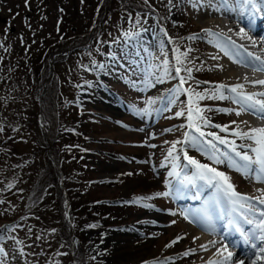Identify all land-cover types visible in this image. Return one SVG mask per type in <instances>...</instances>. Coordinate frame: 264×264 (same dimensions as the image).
<instances>
[{"label": "rangeland", "instance_id": "obj_1", "mask_svg": "<svg viewBox=\"0 0 264 264\" xmlns=\"http://www.w3.org/2000/svg\"><path fill=\"white\" fill-rule=\"evenodd\" d=\"M48 1L38 5L37 0H0V63L7 55L20 62L25 48L36 49L42 39L59 37L60 27L69 34L76 32L77 37L86 36L88 51L74 46L67 49L63 61L55 63V54H50L59 90L67 97L57 113L61 123L53 122L58 144L67 141L63 131L69 125V112L74 125L86 133L79 141L85 150L77 162L80 169L69 161H63L62 167L69 168L66 180L75 193V203L86 205L98 199L100 209L106 202L123 209L119 222L102 224L80 206L74 229L82 239L79 259L75 258L73 223L71 214L65 215L64 201L60 211L52 202L49 215L44 210L42 216L26 213L31 206L26 204L27 190L23 189L32 183L31 173L39 169V163L33 162L27 165L29 172L17 171L16 180L0 190V195L7 194L0 201V264H152L169 257L179 264L188 253L182 249L178 225L170 217L177 203L189 196L186 182L192 168L217 167L224 177L239 180L240 188L248 183L238 162L240 153L235 151L238 142L218 129L229 103L220 100L226 93L206 54V39L197 33L201 23L195 22L197 17L184 0H147L156 11L140 13L121 8L117 0H77L81 17L72 30L68 20L72 21L66 17L61 24L54 1ZM67 6L70 9L71 0ZM100 13L99 34L90 36L87 26ZM184 29L191 31L195 42L189 49L178 50L175 41L185 35ZM227 36L245 44L248 39ZM190 66L201 68L207 80L192 77ZM247 78L250 74L245 82ZM24 83L23 93L19 87L12 102L32 122L42 113L41 96L46 87L30 79ZM183 90L201 93L197 101L190 99L187 104ZM25 130L20 129V152L28 151L32 143L31 131ZM46 156L54 163L53 155L47 152ZM3 162L0 169L6 175V160ZM43 172L41 169L40 174ZM97 179L103 182H95ZM6 216L13 220L6 221ZM62 224L69 233L66 240L60 234ZM144 241H148L144 253L137 260H128L127 252Z\"/></svg>", "mask_w": 264, "mask_h": 264}, {"label": "bare ground", "instance_id": "obj_2", "mask_svg": "<svg viewBox=\"0 0 264 264\" xmlns=\"http://www.w3.org/2000/svg\"><path fill=\"white\" fill-rule=\"evenodd\" d=\"M184 4L193 17H197L195 22L201 23L197 33L206 39V54L211 59L216 75L221 79L219 82L222 84V92L226 93L220 100L229 103L222 127L218 126V129L233 136L238 142V150L235 151L240 153L238 156L243 165L241 173L248 183L240 188L239 180H234L233 176L230 179L224 177L217 167L192 168V176L186 183L194 187L196 194H189L179 201L171 210L170 217V220L178 225L177 236L181 240L182 249L188 253L187 259H181L179 264H260L257 259H252L251 251L246 255H240L238 252L227 254L228 248L216 243L214 232L207 221L225 219L230 207L241 215H247V209H251L256 212V225L264 235V124L257 122L254 118L256 112L239 95L240 93L253 97L256 94L250 91L248 82L244 81L249 73L244 69L246 64L241 65L239 62L238 55L239 53L244 56L248 53L245 56L251 58L253 54L250 52H255V48L261 46V39L255 36L257 38L253 41L246 39L245 44L244 41H233L227 36H246L239 30L242 27L241 20L234 14H218L220 10L224 13L226 7L242 11L232 0L225 3H218L217 0H184ZM211 15L216 18H210ZM257 25L258 23L254 24L251 35L257 31ZM238 45L243 46L242 49L246 53L239 52ZM256 54L264 56V48ZM261 76L251 84L255 87L264 85V75ZM147 242H140L137 248L127 252L128 260H137L141 253H144ZM261 243L263 241L260 240L257 245ZM152 264H175V260L169 257Z\"/></svg>", "mask_w": 264, "mask_h": 264}, {"label": "trees", "instance_id": "obj_3", "mask_svg": "<svg viewBox=\"0 0 264 264\" xmlns=\"http://www.w3.org/2000/svg\"><path fill=\"white\" fill-rule=\"evenodd\" d=\"M54 5L56 6L57 11L59 12V19L61 24L66 21V17L69 18L72 23L68 20V24L72 30H75L76 24L81 17L79 11L76 10L75 2L77 0H71V7L68 9L67 3L68 0H53ZM81 3L83 0H79ZM113 1V0H112ZM49 3L48 0H37L38 5L43 3ZM120 4V7L127 10L128 8H133L135 12H146V11H156L152 4L147 0H117ZM42 10L40 19L38 21L41 22L44 14ZM61 15V16H60ZM72 15H75L76 19L72 20ZM30 19L31 16L27 15ZM75 21V22H74ZM101 21V13L94 18V21L87 26L86 32L90 33V36L97 37L99 34V25ZM39 22V23H40ZM179 31V29H176ZM185 35L183 37L177 39L175 42L178 45V50L189 49L193 47L194 40L190 35L191 31L184 29L183 31ZM35 33L37 31L35 30ZM76 32L73 34L67 33V30L62 27L59 28V37L49 38V40H41L40 45L36 49L29 50L25 48V56L22 57L20 62H16L15 57L6 56V60L0 63V166L4 164L3 160H6V175L1 172L0 169V190L3 191V188H6L10 185L11 181L16 178L17 171H21L23 169L26 172L31 170L29 164L35 163L36 166L39 163V169L33 171L31 173L32 183L27 185L23 190H27L26 204L31 207L26 212L28 215L33 216H42V211L44 210L47 215L50 213L47 211L50 204L55 201L56 207L60 211L61 202L64 200L63 194L59 187V180L62 179L64 188L66 190L69 204H70V214L73 223V237L75 238V251L74 256L78 258V254L80 252L81 244L80 241L82 238L79 236V232L75 233L74 225L78 223L77 219V210L80 206H85V213L90 218H98L99 223L102 224H112L114 221L119 222L118 215L122 213L123 208H119L116 206L108 205L100 207L98 206L101 202L98 199L89 201V204H77L74 201L75 194L72 188L67 183V172L69 168H64L63 161L66 163L69 161L70 163H75L81 161L82 152L85 151L83 145L79 144L81 139L86 138V133L83 129H78L76 125H74V118L72 114L69 112L66 116L71 115L69 119L66 121L69 123L66 131H63L67 141L65 143L58 144V129L54 123H61L60 117L58 118V111L61 109V106L66 101V95L62 94L58 87L57 74L55 71V67L52 66V77L49 80L46 88L41 96V106H42V115L44 116L45 121L48 123L49 128L47 131L49 146L46 142L44 133L39 131L40 126L38 123V119L35 118L34 121H28L25 118V115L22 114V110H17L12 102V99L16 96L17 89L20 87V92L23 93L25 89V80L30 82L35 81L36 85H42V82L45 80L48 73V63L50 62V54H55L60 51H64V55H57L54 59L55 62L63 61L67 55L69 48H73L77 46L79 49L88 51L89 44L84 42L86 36L77 37L75 36ZM182 41V42H181ZM186 45V46H184ZM28 47V46H27ZM173 56V54H172ZM179 59L182 61L184 58L180 55ZM19 61V60H18ZM22 61V62H21ZM53 63V62H52ZM188 69H191L190 72L193 76H196L200 79L205 78L206 74L203 72L201 68L198 66H190ZM88 73L87 71H85ZM91 77L92 73H90ZM42 88V87H41ZM200 91L190 90L185 91L184 96L186 101L194 100L197 101L199 98ZM204 103L206 106H209L208 102H200L199 104ZM24 118V120H22ZM64 119V118H63ZM84 122H80V126L83 125ZM26 129L25 133L30 132L32 134V143L30 149L28 151L23 150L20 152V148L18 143L22 141V135L20 133V129ZM69 139V140H68ZM49 152L53 155L54 163H51L47 158L46 154ZM28 165V166H27ZM78 165V164H77ZM79 168V165L77 166ZM14 166V167H12ZM4 168V165L2 169ZM10 168H14L15 171L9 172ZM43 169V175L40 174V170ZM80 169V168H79ZM82 173V171L80 172ZM16 180V179H15ZM82 182V180H81ZM95 182L102 183V179H97ZM86 183V180L82 182ZM80 194V193H78ZM7 194L0 195V201L5 200ZM112 203V202H110ZM1 217V216H0ZM6 221H12L13 217L6 216ZM43 218V217H42ZM45 223L47 229H50V222L48 218H45ZM88 221L85 222V224ZM86 227V225H85ZM89 227V226H87ZM60 234H65L64 238L66 240L68 231L65 229L62 224V229ZM63 238L61 237V240ZM69 242V238L67 240ZM78 249V250H77ZM83 258H85L83 254ZM79 259V258H78ZM86 264V262L84 261ZM97 263V262H91Z\"/></svg>", "mask_w": 264, "mask_h": 264}, {"label": "water", "instance_id": "obj_4", "mask_svg": "<svg viewBox=\"0 0 264 264\" xmlns=\"http://www.w3.org/2000/svg\"><path fill=\"white\" fill-rule=\"evenodd\" d=\"M51 75H52V70H51V64H50L49 72H48V75H47L46 80H45L44 83H43V86H45L46 83L49 81ZM39 120H40V124L42 125V123H41V120H42V119H41V117H40V114H39ZM44 127H45V129H47V124H45ZM60 186H61V188H62L63 193L65 194V189L62 187L61 182H60ZM66 198H67V197H66V194H65V199H66ZM67 211H68V204H67L66 207H65V213H66V214L68 213Z\"/></svg>", "mask_w": 264, "mask_h": 264}]
</instances>
